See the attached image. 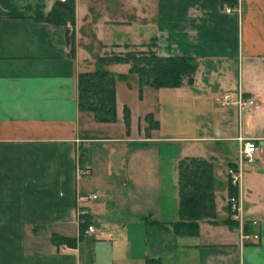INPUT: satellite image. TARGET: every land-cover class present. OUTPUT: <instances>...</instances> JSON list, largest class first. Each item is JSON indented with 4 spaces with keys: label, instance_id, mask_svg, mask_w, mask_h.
<instances>
[{
    "label": "crops",
    "instance_id": "0c3cea01",
    "mask_svg": "<svg viewBox=\"0 0 264 264\" xmlns=\"http://www.w3.org/2000/svg\"><path fill=\"white\" fill-rule=\"evenodd\" d=\"M57 1L0 0V264H264V0H75L73 56L68 27L45 20ZM153 41L195 59L193 84L141 87L112 63L116 121L79 109L80 73ZM246 139L259 151L238 187ZM184 158L213 164L216 216L195 235L173 226Z\"/></svg>",
    "mask_w": 264,
    "mask_h": 264
},
{
    "label": "trees",
    "instance_id": "16d2710c",
    "mask_svg": "<svg viewBox=\"0 0 264 264\" xmlns=\"http://www.w3.org/2000/svg\"><path fill=\"white\" fill-rule=\"evenodd\" d=\"M46 21L68 27V43L71 55L75 54V0H58ZM146 51L133 50L126 46L124 53H108L98 59V67L92 72L78 75V106L82 111L92 112L99 122H114L117 118L115 85L118 77L108 71L112 63H129L131 71L138 74L140 85L155 88L181 87L193 84L196 61L190 57H161L156 52V42L146 45ZM125 122L130 127V112L125 108ZM150 116H148V120ZM180 220L173 226L183 235H195L200 220L214 218L216 205L214 196L213 164L200 158H184L179 163ZM86 225V226H85ZM89 224L82 225V232ZM57 241L59 239H56ZM61 240L72 244L69 239ZM152 264H160L153 260Z\"/></svg>",
    "mask_w": 264,
    "mask_h": 264
},
{
    "label": "built area",
    "instance_id": "2783aa9c",
    "mask_svg": "<svg viewBox=\"0 0 264 264\" xmlns=\"http://www.w3.org/2000/svg\"><path fill=\"white\" fill-rule=\"evenodd\" d=\"M62 2H65L66 0H60ZM234 11H240V8H237L236 10L233 9L232 7H227L226 8V12L230 13V12H234ZM228 98V96L226 97V99ZM224 104V103H223ZM225 104H228V102ZM237 105L239 107H242V106H251V107H257V103L254 101V100H244L242 97L239 98V100L237 101ZM259 151V146L258 144L256 143V140L255 139H246L244 140L243 144H242V147L240 149V159H239V162L231 167L229 169V175H230V179H231V182L233 185H237L238 187L241 186V182H242V164L244 162H252L255 160L256 158V155ZM98 196L93 194H87L85 196L82 197L83 200H94L96 199ZM231 206H232V209L234 211H236V213H238L239 215V218H241V204L239 203V200H236V198H232L231 200ZM85 210L83 209V206H79V215H83L85 214ZM241 229H242V233H241V239H242V242L243 243H248L251 239H252V236L248 233H245L244 230H243V222L241 220ZM95 231V228L93 225H89L88 228H87V233H93ZM253 239L255 240H259L260 239V235L259 234H254L253 235Z\"/></svg>",
    "mask_w": 264,
    "mask_h": 264
},
{
    "label": "rangeland",
    "instance_id": "374dc122",
    "mask_svg": "<svg viewBox=\"0 0 264 264\" xmlns=\"http://www.w3.org/2000/svg\"><path fill=\"white\" fill-rule=\"evenodd\" d=\"M142 51V50H141Z\"/></svg>",
    "mask_w": 264,
    "mask_h": 264
}]
</instances>
